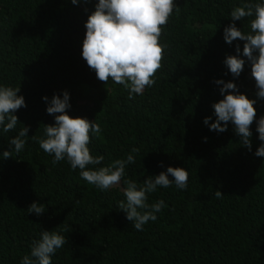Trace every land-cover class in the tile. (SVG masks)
<instances>
[{
  "label": "trees",
  "instance_id": "obj_1",
  "mask_svg": "<svg viewBox=\"0 0 264 264\" xmlns=\"http://www.w3.org/2000/svg\"><path fill=\"white\" fill-rule=\"evenodd\" d=\"M174 2L178 9L162 26L159 41L167 45L163 68L155 85L129 99L128 90L111 78L99 81L81 55L85 23L98 0L77 5L0 0V86L20 87L18 95L27 104L14 113L19 121L14 130L0 128V264H21L43 231L67 240L52 264H264V157L254 154L264 142L257 125L251 126L249 151L231 122L223 133L203 123L205 117L215 122L212 105L223 99L215 80L234 82L240 93L257 100L256 120L264 116V99L257 98L250 62L243 57L245 41L229 45L223 37L232 23L248 34L254 16L233 21L230 13L264 0ZM237 44L246 61L238 78L224 63L228 55H237ZM65 90L71 105L67 114L102 129L89 148L104 161L90 168L126 159L139 148L125 179L142 185L169 166L189 172L187 190L172 184L149 194V204L163 200L167 207L142 231L118 207L126 199L123 181L102 191L66 160L54 165V157L40 148L45 125L58 115L47 113L42 97L63 98ZM24 126L27 143L17 154L8 141ZM6 150L13 157L3 159ZM216 190L224 195L217 198ZM33 202L46 211L28 213ZM65 227L69 231H62Z\"/></svg>",
  "mask_w": 264,
  "mask_h": 264
},
{
  "label": "clouds",
  "instance_id": "obj_2",
  "mask_svg": "<svg viewBox=\"0 0 264 264\" xmlns=\"http://www.w3.org/2000/svg\"><path fill=\"white\" fill-rule=\"evenodd\" d=\"M71 2L77 5L81 2L88 3L89 0ZM177 9L174 0H98L95 10L85 23L86 33L81 53L83 59L95 71L99 81L106 84L111 78L115 84L128 90L129 99L133 98V94L142 95L146 87L155 85L156 73L163 68L162 61L167 45L159 41L163 27L167 26ZM230 16L233 21L254 16L250 21L251 31L248 34L232 23L224 28L223 37L229 45L235 40L245 41L243 57L250 62L251 76L257 88L256 96L264 99V3H244L235 7ZM236 53L237 55H228L224 63L231 75L238 78L246 63L241 58L239 44L236 45ZM214 83L222 85L220 93L223 99L212 105L215 122L209 124L211 117H205L203 123L209 126L210 131L223 133L231 122L236 135L240 137L241 145L251 151V126L254 122L257 125L258 138L264 142V116L256 120L257 110L254 105L257 100L240 93L238 86L232 81L215 80ZM19 92L20 87L0 86V128L4 133L14 130L19 123L14 113L27 107L24 96L18 95ZM42 99L48 105L47 113L58 115H55L54 124L45 125V138L38 140L40 148L54 157V165L66 160L73 170H80L83 180L102 191H107L123 181L126 185V199L118 207L125 212L126 219L133 222L135 229L142 231L143 225L150 220L156 221V214L167 207L163 200L148 203L149 194L155 193L158 187L168 188L175 184L176 188L187 190L189 172L181 167L169 166L158 175L148 176L142 185L125 179L126 166L136 162L134 154L139 153V148H132L126 159H116L108 166L90 168L89 166L101 165L104 161L103 155L93 156L89 148L92 136L99 137L102 132L100 124L86 118L69 116L66 110L71 105L66 90L63 98L54 94L51 100L47 96ZM28 131L29 128L24 126L18 135L8 141L17 154L27 143ZM12 150L3 151V159L13 157ZM254 154L264 157V143H261ZM169 176L173 179H169ZM223 195L216 190L217 198ZM27 210L28 213L40 216L46 208L44 204L33 202ZM62 231L67 232L69 229L65 227ZM65 243L67 240L64 235L43 231L41 239L33 242L31 254L25 255L21 264H52L56 250Z\"/></svg>",
  "mask_w": 264,
  "mask_h": 264
}]
</instances>
